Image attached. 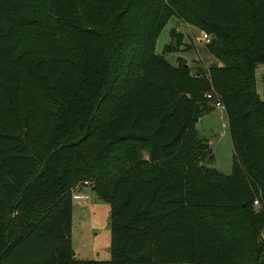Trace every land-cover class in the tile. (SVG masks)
I'll use <instances>...</instances> for the list:
<instances>
[{"label":"trees","instance_id":"16d2710c","mask_svg":"<svg viewBox=\"0 0 264 264\" xmlns=\"http://www.w3.org/2000/svg\"><path fill=\"white\" fill-rule=\"evenodd\" d=\"M40 6L0 0V264H259L264 0ZM173 17L211 37L217 64L170 63L174 30L156 53ZM216 102L230 175L206 165L215 156L197 130ZM86 185L111 205L109 261L79 260L72 246L73 196Z\"/></svg>","mask_w":264,"mask_h":264},{"label":"rangeland","instance_id":"374dc122","mask_svg":"<svg viewBox=\"0 0 264 264\" xmlns=\"http://www.w3.org/2000/svg\"><path fill=\"white\" fill-rule=\"evenodd\" d=\"M55 6V0H41V6ZM179 34L182 46L178 52L167 55V59L174 66L180 59L186 62L193 73L198 69H207L218 61L209 53L204 41V34L200 29L181 22L173 17L163 29L156 45V53L163 54L166 45L170 44L171 32ZM176 46V40L174 42ZM258 77L264 75V65L258 67ZM214 100H210L213 105ZM223 105V104H222ZM224 106V105H223ZM197 130L201 138L207 139L215 156L212 163L206 165L219 172L230 175L232 173L234 150L228 127L225 108H218L204 116ZM77 193L88 197L87 200L74 201L72 246L79 260L109 261L111 259V205L100 198L89 186H81Z\"/></svg>","mask_w":264,"mask_h":264},{"label":"built area","instance_id":"2783aa9c","mask_svg":"<svg viewBox=\"0 0 264 264\" xmlns=\"http://www.w3.org/2000/svg\"><path fill=\"white\" fill-rule=\"evenodd\" d=\"M204 41H206L207 43H210V41H211V37H210L207 33L204 34ZM206 97H207L208 100H214V101H215L214 94H212V93H208V94L206 95ZM215 105H216V107H218V108H225L220 102H216ZM73 199H74V201H83V200H87L88 197H86V196H84V195H80V194H78V193L76 192V193L74 194V196H73ZM255 205L258 206V205H259V201H256V202H255Z\"/></svg>","mask_w":264,"mask_h":264},{"label":"crops","instance_id":"0c3cea01","mask_svg":"<svg viewBox=\"0 0 264 264\" xmlns=\"http://www.w3.org/2000/svg\"><path fill=\"white\" fill-rule=\"evenodd\" d=\"M257 71H258V68H257ZM257 71H256L257 90H258V93L261 96V98L264 100V98L262 97V90H263V86H264V75H261L260 77H258L259 75H258Z\"/></svg>","mask_w":264,"mask_h":264},{"label":"water","instance_id":"95a60500","mask_svg":"<svg viewBox=\"0 0 264 264\" xmlns=\"http://www.w3.org/2000/svg\"><path fill=\"white\" fill-rule=\"evenodd\" d=\"M262 97L264 98V86H263V90H262ZM259 264H264V258L260 261Z\"/></svg>","mask_w":264,"mask_h":264}]
</instances>
